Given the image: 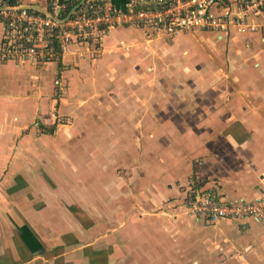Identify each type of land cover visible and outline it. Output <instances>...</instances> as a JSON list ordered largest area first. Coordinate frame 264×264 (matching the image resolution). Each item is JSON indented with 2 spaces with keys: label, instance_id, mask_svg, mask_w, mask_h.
<instances>
[{
  "label": "crops",
  "instance_id": "obj_1",
  "mask_svg": "<svg viewBox=\"0 0 264 264\" xmlns=\"http://www.w3.org/2000/svg\"><path fill=\"white\" fill-rule=\"evenodd\" d=\"M247 20L0 62V264H264V221L185 207L264 196V11Z\"/></svg>",
  "mask_w": 264,
  "mask_h": 264
},
{
  "label": "built area",
  "instance_id": "obj_2",
  "mask_svg": "<svg viewBox=\"0 0 264 264\" xmlns=\"http://www.w3.org/2000/svg\"><path fill=\"white\" fill-rule=\"evenodd\" d=\"M44 1L45 5L0 0V62L40 64L70 53L75 44H87L85 51L94 50L110 30L120 26L146 29L147 37L171 36L191 29L226 31L233 26L255 31L261 25L247 19L264 11V0H233L238 3L236 17L213 11L230 0ZM185 207L189 214L207 222L264 221V196L254 201H223L215 193L198 190Z\"/></svg>",
  "mask_w": 264,
  "mask_h": 264
},
{
  "label": "rangeland",
  "instance_id": "obj_3",
  "mask_svg": "<svg viewBox=\"0 0 264 264\" xmlns=\"http://www.w3.org/2000/svg\"><path fill=\"white\" fill-rule=\"evenodd\" d=\"M120 46H122L121 44H120ZM151 217V216H150ZM154 217L155 218H157L158 220H160V221H163L162 220V218H161V216H155L154 215ZM148 218V216L146 215V214H142V215H137V219L138 220H142V221H144L145 219H147ZM162 230H159L158 232H161ZM155 235V234H154ZM158 235H160V234H158ZM203 235L204 234H200V236L201 237H203ZM158 237H160V236H158ZM146 248V247H145ZM143 250H147V251H152V252H154V255L156 254V255H159V252H160V250H161V247H160V241H159V239L158 240H156V242L153 244V245H151V247H149L148 245H147V249H143ZM137 263L138 264H156V263H160V261H159V259H157V258H152V259H149V258H146V259H138V261H137ZM134 264H135V262H134Z\"/></svg>",
  "mask_w": 264,
  "mask_h": 264
},
{
  "label": "water",
  "instance_id": "obj_4",
  "mask_svg": "<svg viewBox=\"0 0 264 264\" xmlns=\"http://www.w3.org/2000/svg\"><path fill=\"white\" fill-rule=\"evenodd\" d=\"M81 1H82V0H81ZM32 8H34V9H36V10H39V11H41V12L44 13V14H47V12H46L45 10H43L42 8H40V7H38V6H33ZM73 9H74V8H73ZM73 9H72L70 12H72Z\"/></svg>",
  "mask_w": 264,
  "mask_h": 264
}]
</instances>
